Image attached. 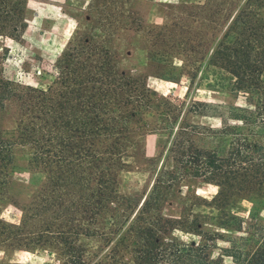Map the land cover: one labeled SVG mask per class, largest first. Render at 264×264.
Here are the masks:
<instances>
[{"label": "trees", "instance_id": "obj_1", "mask_svg": "<svg viewBox=\"0 0 264 264\" xmlns=\"http://www.w3.org/2000/svg\"><path fill=\"white\" fill-rule=\"evenodd\" d=\"M29 1L0 0V36L19 38ZM134 2L88 6L92 31L102 27L105 35L79 32L55 65L52 86L7 78L0 56V116L9 105L18 107L20 142L48 175L20 225L0 215V247L45 249L55 237L63 264H264V0H165L161 24L136 27L156 77L186 78L189 91L243 99L219 127L190 119L209 116V106L161 94L146 78L118 67L110 45L119 29H129ZM147 135L157 138L150 160ZM14 145L0 126V206ZM144 161L155 167L156 180L126 215L119 173ZM189 181L219 191L210 201L195 195L175 203ZM245 202L247 216L232 212ZM171 204L176 212L168 215ZM205 225L217 231L208 233ZM179 234L195 239L186 242ZM91 239L105 244L103 253L83 245ZM219 240L229 246L219 248Z\"/></svg>", "mask_w": 264, "mask_h": 264}, {"label": "rangeland", "instance_id": "obj_2", "mask_svg": "<svg viewBox=\"0 0 264 264\" xmlns=\"http://www.w3.org/2000/svg\"><path fill=\"white\" fill-rule=\"evenodd\" d=\"M97 0H30L25 21L27 28L18 39L0 36V56H4L3 68L7 78L20 81L25 86H52L55 82V65L67 50L69 43L80 33H97L105 35L102 27L92 31L93 18L88 13V6ZM165 0H135L130 10L135 12L132 20L126 24L129 29H119L111 41L110 48L116 52V60L120 69L136 76L146 78L149 86L164 95H172L187 99L191 104L198 103L210 107L209 116L190 117L210 127H219L222 117L227 115L233 105H243V99L237 100L225 91H213L206 88H193L189 91L188 80L183 78L179 83L169 82L156 77L154 70L146 59V43L142 33L136 27L144 22L161 24L164 14L162 3ZM93 15L92 17H94ZM98 20V19H97ZM127 21V20H126ZM123 24V23H122ZM126 24H123L125 28ZM7 52L6 55L4 53ZM20 113L15 104L7 107L0 116V126L7 139L16 142L13 149L14 164L11 181L7 190V200L0 206V215L6 222L20 225L26 206L31 204L35 194L46 184L47 174L34 165L33 152L29 146L20 142L18 125ZM157 138L154 135L144 137L143 145L148 160L156 156ZM156 180L153 164L148 161L139 166L128 168L119 173V194L126 198L128 212L149 192ZM219 191L215 185L189 181L182 185V192L177 195L178 200L193 199L195 195L210 201ZM251 206L248 203L232 207V212L247 216L245 210ZM203 208H200L201 211ZM170 215L176 212L175 207L169 205L164 211ZM177 215V214H176ZM34 227V224L27 229ZM208 233L217 231L216 227L205 225ZM186 242L194 240V236L179 234ZM45 249L25 250L15 249L4 251L0 247V264H63L58 249L60 240L50 237ZM199 241V239L197 240ZM83 245L94 254L103 253L105 244L99 239L84 240ZM229 244L219 240L218 247H228ZM220 253L214 251V256ZM130 257L128 256L127 259ZM229 262V260H227Z\"/></svg>", "mask_w": 264, "mask_h": 264}]
</instances>
